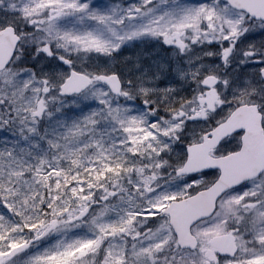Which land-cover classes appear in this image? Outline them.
I'll return each instance as SVG.
<instances>
[{"label": "snow or ice", "instance_id": "1", "mask_svg": "<svg viewBox=\"0 0 264 264\" xmlns=\"http://www.w3.org/2000/svg\"><path fill=\"white\" fill-rule=\"evenodd\" d=\"M0 264H264V0H0Z\"/></svg>", "mask_w": 264, "mask_h": 264}]
</instances>
